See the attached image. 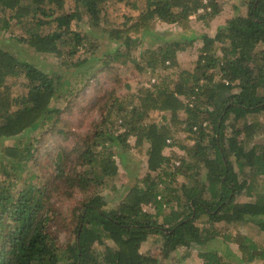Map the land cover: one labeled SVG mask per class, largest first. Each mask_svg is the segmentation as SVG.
<instances>
[{
    "label": "trees",
    "instance_id": "obj_1",
    "mask_svg": "<svg viewBox=\"0 0 264 264\" xmlns=\"http://www.w3.org/2000/svg\"><path fill=\"white\" fill-rule=\"evenodd\" d=\"M113 1L123 0H0V22L3 29L11 27L10 20L16 22L24 32L22 43L54 56L66 68L80 50L86 55L82 66L98 60L81 28L84 14L89 28L113 35L118 45L105 52L103 70L112 62H129L137 73L145 70L158 79V69L166 70L168 61L176 65L177 53L195 44L191 30L199 27L194 22L209 28L211 20H223L229 4L237 12L213 36L200 35L194 68L183 71L173 89L158 82L141 85L139 104L131 110L116 100L109 104L97 99L100 112L95 111L97 118L88 121L83 133L71 130V123L59 119L60 110L50 105L63 90L55 87L61 76L51 78L19 52L0 47V264H166L142 251L155 233L165 239L163 260L175 250L167 240L171 233L180 235L179 244L186 250L221 238L220 251L198 252L202 264H264V235L254 240L241 230L249 224L264 234V194L257 191L258 179L264 177V145L253 144L260 127L248 120L264 111V0H246L245 15L233 0H145L134 19L120 24L104 10ZM68 2L71 11L62 13ZM157 21L181 27L185 34L168 40L157 35L165 42L144 50L142 64L118 52L120 46L129 49L139 43V35ZM35 25H54V30L43 34ZM18 77L25 79L26 93L13 97L7 79ZM150 111L168 113L174 128L144 123ZM180 112L185 119L177 120ZM53 115L54 123L38 137L26 135ZM160 119L165 121V116ZM180 131L187 141L177 144L183 153L176 166L172 136ZM54 136L71 139V148L60 147L40 183L23 181L19 186L35 154ZM20 137L23 142L4 144ZM131 148L144 152L147 171L118 207L106 209L102 190L107 180L117 177L115 158ZM199 164L206 170L205 183L179 189L173 185L177 176H188ZM240 196L254 200L237 202ZM66 202L70 205L64 209ZM144 207L162 223L150 221ZM201 214L207 221L196 224ZM63 234L65 258L60 249ZM230 244L236 245L234 253Z\"/></svg>",
    "mask_w": 264,
    "mask_h": 264
},
{
    "label": "rangeland",
    "instance_id": "obj_2",
    "mask_svg": "<svg viewBox=\"0 0 264 264\" xmlns=\"http://www.w3.org/2000/svg\"><path fill=\"white\" fill-rule=\"evenodd\" d=\"M244 2L246 0H233V4L238 6L239 14H246L247 6ZM145 0H123L122 2H111L104 6V10L108 16V19H111L116 24H120L125 19L135 18L144 8ZM72 3H66L62 13L71 11ZM236 12H233L230 8V4L222 12L224 15L223 20L214 19L211 20L209 28H205L203 25H198L193 23L195 26L199 27L196 30H191L192 41H195V44L190 45L185 51H180L176 55V65H171V62L165 63L168 67L166 70L158 69L159 78L155 79L151 73L147 71H142L137 73L132 63H127L121 65L119 62H112L109 68H104L103 70V60L106 59L105 52L109 53L110 50L116 48L118 45H115V39L113 35H108L103 31L97 29L89 28L87 20L83 14V21L81 22V28L84 32L88 33V41L95 47L94 56L98 60H94L88 65L82 66L81 61L86 59V55L82 50H80L75 58L70 60L66 66L63 68L60 66L58 61H56L54 56L48 54H41L36 52L33 48L26 46L25 43H22L20 40L21 36H24V32L16 22L10 20V28L3 29L0 22V47L6 50H11L13 52H19L21 58L29 61L31 64L35 65L38 69L42 70L44 73L48 74L51 78H54L53 75H59L61 78L56 81L55 87L62 88L60 96L55 95L52 99L50 105L60 110L59 119L62 121H68L71 123L69 126L71 130L75 132H82L86 130L88 121L91 118H97L95 111L100 112L99 108L96 105V100L101 99L102 102L109 103L113 100L119 101L127 110H131L133 107H137L139 104V87L145 85L149 87L152 84L159 83V87L166 85L173 89L174 84L182 79L183 71H192L195 65V60L197 57V49L201 45L200 35L209 34L214 35L216 30L223 26V22L227 18H231L236 15ZM4 14L0 13V21L3 18ZM221 21V22H220ZM131 21H128L130 24ZM16 24V25H15ZM76 22H72V27ZM54 25L45 26V27H36V31L48 34L51 33ZM212 27V29H211ZM213 32H210L212 31ZM189 33V32H188ZM185 34L181 27L175 26L173 24H166L162 22H155L150 31L144 32V34L139 35V43H135L125 49L123 46L118 48V52L127 53L130 57H133L137 61H142V52L148 50L149 48L156 49L160 45H163V42L157 38V35L164 37V40H168L171 36H179ZM173 37V38H174ZM96 39V40H95ZM89 45V44H88ZM142 64V62H141ZM217 79V78H216ZM68 81V82H66ZM25 79L23 77L18 78H8L7 84L11 88L12 96L23 95L26 93L24 84ZM66 82V83H65ZM162 82L164 84H162ZM237 90H233L232 93H236ZM182 99V97H181ZM91 109L93 112H91ZM160 115L165 116V121L160 119ZM249 121H256L259 124V130L254 136L252 142L256 145H264V111L257 113H252ZM51 120L47 121L43 126H39L37 130L33 133L26 134L29 138L38 137L42 131H45L54 123L56 115L51 116ZM185 119L184 112L178 114L177 120ZM169 121L168 113H159L152 112L147 115L144 119V123H156L158 125L168 124L172 126ZM119 120L117 124H119ZM205 124V123H204ZM174 128V126H172ZM121 131V130H120ZM123 131V130H122ZM227 136L231 135V130L227 128L225 130ZM186 135L182 131L174 133L172 140L176 143L174 149L171 151L176 157L173 160L176 166L179 165V158L182 157L183 151L179 148V144H182V141L186 143ZM24 137L11 139L4 144L12 146L13 144L23 142ZM239 139H242V135L239 136ZM47 143L45 146L40 147V151L35 154V158L31 160L29 168L24 171V173L18 179L21 183L19 186L25 182L33 181L37 184L40 183L44 178L46 172H50L52 168L51 160L55 158L57 152H61L62 146H68L71 148L72 140L67 139V141H62L61 138L52 137L46 139ZM130 145L134 142V138H130ZM178 144V145H177ZM191 145L192 142H189ZM133 145H131L132 147ZM242 147V145L240 146ZM68 148V149H69ZM99 149V148H98ZM111 151H116L111 149ZM170 151H166L165 154L168 155ZM116 157V156H115ZM115 162L118 166V174L114 181H106L105 189L102 190L104 200L106 202V209H114L119 206L123 197L127 194L128 190L134 184L136 180L141 179L146 173V156L144 152H137L136 149L131 148L127 153L123 155L122 158L116 157ZM237 170V168L235 167ZM206 170L199 164L188 176H177L173 185L179 189L182 185L186 187L200 186L202 183H205ZM241 179L240 175L238 176ZM257 191L264 194V177H260L257 183ZM208 196V195H207ZM206 197V195H205ZM237 202L243 201H253L254 199L243 197H236ZM70 203L66 202L64 209L69 207ZM144 211L149 213V220L153 221L157 225L161 224V219L155 217L154 211L150 207H144ZM165 213H168V210H164ZM207 221V217L203 214L200 215L199 220L196 224ZM159 227V226H158ZM242 231L246 232V235L252 237L254 240H260L263 237V233L256 227L251 225H246L241 228ZM66 235H61L60 239V249L61 256L66 257ZM73 240V239H72ZM168 242L175 246V250L170 254L168 258L163 260L162 255L160 254V249L162 247L163 239L159 233L151 234L148 236L147 241L145 242L142 251L149 256L158 258L166 264H202L201 258L198 257L199 251L213 252L220 251L222 249L221 238L212 239L208 241L203 246H192L186 250L185 247L180 245V235L168 234ZM236 245L230 244V250L234 253ZM69 260H65L64 264H68ZM258 264V263H254Z\"/></svg>",
    "mask_w": 264,
    "mask_h": 264
},
{
    "label": "crops",
    "instance_id": "obj_3",
    "mask_svg": "<svg viewBox=\"0 0 264 264\" xmlns=\"http://www.w3.org/2000/svg\"><path fill=\"white\" fill-rule=\"evenodd\" d=\"M211 29H212V27H211ZM210 32H213V30H212V31H210ZM210 36H213V35H210Z\"/></svg>",
    "mask_w": 264,
    "mask_h": 264
},
{
    "label": "water",
    "instance_id": "obj_4",
    "mask_svg": "<svg viewBox=\"0 0 264 264\" xmlns=\"http://www.w3.org/2000/svg\"><path fill=\"white\" fill-rule=\"evenodd\" d=\"M80 230V229H79Z\"/></svg>",
    "mask_w": 264,
    "mask_h": 264
}]
</instances>
